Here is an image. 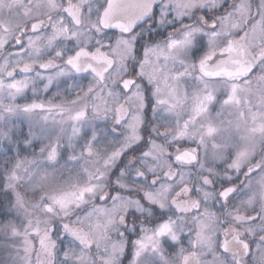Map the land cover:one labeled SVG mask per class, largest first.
<instances>
[{"label":"snow or ice","instance_id":"obj_1","mask_svg":"<svg viewBox=\"0 0 264 264\" xmlns=\"http://www.w3.org/2000/svg\"><path fill=\"white\" fill-rule=\"evenodd\" d=\"M0 264H264V0H0Z\"/></svg>","mask_w":264,"mask_h":264}]
</instances>
